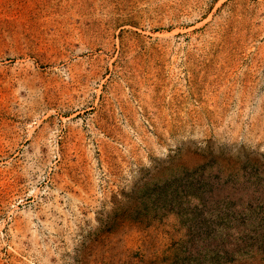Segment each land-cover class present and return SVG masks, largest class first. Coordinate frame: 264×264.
Instances as JSON below:
<instances>
[{"label": "rangeland", "instance_id": "obj_1", "mask_svg": "<svg viewBox=\"0 0 264 264\" xmlns=\"http://www.w3.org/2000/svg\"><path fill=\"white\" fill-rule=\"evenodd\" d=\"M0 264H264V0H0Z\"/></svg>", "mask_w": 264, "mask_h": 264}]
</instances>
